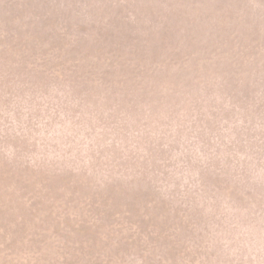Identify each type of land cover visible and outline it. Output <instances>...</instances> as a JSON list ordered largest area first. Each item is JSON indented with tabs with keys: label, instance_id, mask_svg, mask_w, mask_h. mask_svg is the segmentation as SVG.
<instances>
[{
	"label": "rangeland",
	"instance_id": "obj_1",
	"mask_svg": "<svg viewBox=\"0 0 264 264\" xmlns=\"http://www.w3.org/2000/svg\"><path fill=\"white\" fill-rule=\"evenodd\" d=\"M192 1L0 0V187L14 192L12 214L26 216L22 185H44L55 212L96 193L129 202L120 208L141 232L172 234L160 259L148 241L103 257L264 264V0ZM149 206L170 221L142 222ZM50 249L44 264H82Z\"/></svg>",
	"mask_w": 264,
	"mask_h": 264
},
{
	"label": "trees",
	"instance_id": "obj_2",
	"mask_svg": "<svg viewBox=\"0 0 264 264\" xmlns=\"http://www.w3.org/2000/svg\"><path fill=\"white\" fill-rule=\"evenodd\" d=\"M139 1L143 0H128V4L134 3L132 7H136L139 5ZM229 2L228 0H222L220 6L227 8L229 7ZM118 3L122 4V0H118ZM191 4L192 6L196 5L193 1ZM121 17H124L125 23L127 22L128 24L139 19L136 15ZM226 18L227 16H224L221 19L224 20ZM151 20L153 23H159L161 18L152 17ZM112 91L115 92L117 90L112 88ZM2 158L4 159V157ZM5 162V160L1 161L0 159L2 166ZM28 185L32 188L27 185L19 187V190H22L26 186V192H28L27 200L24 203L22 202L23 204L20 206L18 205L19 208L25 207L26 216L24 217L12 214L16 210L11 199V195L14 192L0 187L2 200L7 195L9 196V201H0V253L4 249L6 251L5 256L2 255L0 258L2 263L26 264L34 260V263L44 264L49 260L51 261L52 249L50 248L58 246L62 249L61 254L67 256L55 257V260H63L65 262L68 258H74L77 261H81L82 264H101L102 262L105 264H124L122 259L110 258L108 254L103 257L104 253H102V250L112 248L110 250L119 251L118 249L120 248L118 246L136 245L138 242L144 243L147 241L150 242L152 247L160 246L157 251L160 259L163 245L172 236V234H168L165 231H159L158 233H153V231L141 232L139 225L135 224L133 226L130 220L129 207H126L128 213L120 208L122 207L120 204L128 206L129 202L127 203L126 200L124 202L116 201L117 203L114 204L113 201H109L110 199H100L96 193H91L92 196L87 198L77 199L76 196L69 198V201L65 203L66 205L62 207L59 205L58 211L55 212L56 208L53 207L52 202L54 200H52V195L46 192V187L44 185L39 187L38 185L36 188V186L33 187V183ZM72 193L76 195L78 193L77 189L72 188ZM123 194L126 195L127 192ZM149 208H152V210H148L149 212L145 213L148 217L145 220L146 217L144 215L142 222H146L151 228H155L153 222L165 224L170 221L171 212L168 208H163L162 210L155 208V206H149ZM68 209H70L69 212ZM109 211H112V213L110 214ZM173 224L178 228L176 223L173 222ZM8 225H12V227ZM19 228L23 231L22 237L20 233L18 240L17 238L13 239V236L16 237ZM126 229L129 230L127 232L130 234L127 236L122 235L119 239L120 231ZM8 235L10 236L7 237ZM24 251L33 252L32 256H29ZM69 251L72 252L71 255L68 253ZM169 255L170 252L167 256L169 257ZM75 260L74 263L77 262Z\"/></svg>",
	"mask_w": 264,
	"mask_h": 264
}]
</instances>
